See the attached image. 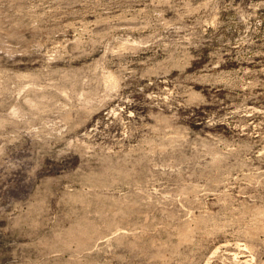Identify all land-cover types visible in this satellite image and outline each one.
I'll use <instances>...</instances> for the list:
<instances>
[{"label":"rangeland","instance_id":"374dc122","mask_svg":"<svg viewBox=\"0 0 264 264\" xmlns=\"http://www.w3.org/2000/svg\"><path fill=\"white\" fill-rule=\"evenodd\" d=\"M0 264H264V0H0Z\"/></svg>","mask_w":264,"mask_h":264}]
</instances>
